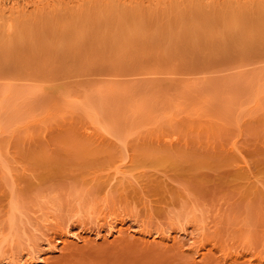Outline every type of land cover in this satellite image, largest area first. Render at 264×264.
Wrapping results in <instances>:
<instances>
[{"label": "rangeland", "instance_id": "1", "mask_svg": "<svg viewBox=\"0 0 264 264\" xmlns=\"http://www.w3.org/2000/svg\"><path fill=\"white\" fill-rule=\"evenodd\" d=\"M42 1L0 0V264H264V0Z\"/></svg>", "mask_w": 264, "mask_h": 264}, {"label": "bare ground", "instance_id": "2", "mask_svg": "<svg viewBox=\"0 0 264 264\" xmlns=\"http://www.w3.org/2000/svg\"><path fill=\"white\" fill-rule=\"evenodd\" d=\"M43 1H44V0H43ZM43 1H42V3H45V2H46V3H48L47 6H50V4H49V1H50V0H49V1L46 0V1H44V2H43ZM47 1H48V2H47ZM52 1L54 2V0H52ZM69 1H70V2H69ZM69 1H68L69 3H75L77 0H69ZM111 1H115V2H118V3H120V4L123 3L122 1H126L125 3H127L128 5L130 4L131 8H140V7H141L140 5H136L137 0H111ZM141 1H142V0H141ZM170 1H171V0H170ZM186 1H187V0H186ZM207 1H210V0H197V2H198V3H201V4L207 3ZM216 1H217V0H216ZM53 2H51V5L53 4ZM55 2L58 3L57 1H55ZM55 2H54V3H55ZM65 2H66V1H65ZM46 3H45V4H46ZM60 3H61V2H59L58 4H56V8H53V9H57V7L62 6V5H61L62 3H61V4H60ZM189 3H196V1H195V0H192V1L189 2ZM23 4H24V3H23ZM142 4H143V3H142ZM0 5H1V4H0ZM43 5H44V4H43ZM54 5H55V4H54ZM1 6H2V8H7V7H6L7 5L5 6L4 4H2ZM3 6H5V7H3ZM25 6H27V4H26V5L24 4V6H22V9H23V7H25ZM19 7H21V6H18V9H19ZM2 8L0 7V15L3 14V16H4V15L6 14V13L4 14V11H6V10H4V9L1 10ZM18 9H17V11H18ZM25 9H26V8H24L23 10H25ZM7 10L9 11V10H11V9H7ZM12 10H13V9H12ZM15 10H16V9H15ZM8 11H6V12H8ZM10 12H11V11H9V13H10ZM20 12L22 13V11H20V10H19L17 13H20ZM9 13H7V14H9ZM4 17H5V16H4ZM116 174H118V172L115 173V175H116ZM115 175H114V176H115ZM112 178H113V177H111L110 179H112ZM113 179H114V178H113ZM173 179H177V180L179 181L181 178L176 177V178H173ZM111 181H112V180H111ZM111 181L109 180L108 185L110 184ZM174 181H175V180H174ZM108 185H107V186H108ZM105 189H106V188H105ZM105 189H103V190H105ZM163 189L166 190L167 188H161V191L157 188V189H155L156 192H155V190L153 189V190L149 191V193H152L151 195L148 194V192H147L148 189H147V191H146L147 195H145L146 193L143 194V192H142V193L139 192V196H140V194H142V197L145 198V196L147 197V196H152V195H153V196L155 197L156 194H157V196H158V195L160 196V195L162 194V196L164 197L163 201H165L166 195H163V192H164V194H167V193L169 194V193H170L169 195H170L171 198L173 199L172 195H173V193H174V192H173L174 190L168 188V190H166V191H167V192H166V191H163ZM158 190H159V191H158ZM169 190H170L172 193H171ZM168 191H169V192H168ZM131 192H132V193L134 192V188H132ZM154 192H155L156 194H155ZM160 192H162V193H160ZM136 193L138 194V192H135L134 194L137 195ZM153 193H154L155 195H154ZM169 195H168V196H169ZM139 196L137 195V197H139ZM159 196H158V197H159ZM163 197H159V201H160V200L162 201V199H160V198H163ZM139 200H142V199H141V196L139 197ZM165 204H166V202H165ZM161 205H162V204H161ZM166 205H167V204H166ZM163 206H165V205L163 204ZM165 207H166V206H165ZM109 227H112V226L109 225ZM69 228H70V227H69ZM112 228H114V226H113ZM146 228H149V227H146ZM146 228H144V231H141V230H140V231H141L140 233H141V234H144V235L147 236V235L150 233V231L147 232L148 230L146 231V230H145ZM64 229H65V228H64ZM150 229H151V228H150ZM242 229H243V228H242ZM67 230H68V229L66 228V232L69 233V234H71V233L69 232V231H71V230H70V229H69V231H67ZM111 230H112V229H111ZM114 230H115V229H114ZM142 230H143V229H142ZM178 230H182V232H183L184 229H183V228H182V229L179 228ZM64 232H65V231H64ZM110 232H111V231H110ZM117 232L120 233L119 230H118ZM236 232H239V231L236 230V231H234L233 233H236ZM240 232H243V230H241ZM65 235H68V234L65 233ZM153 235H154V234H153ZM153 235H152V236H153ZM71 236H75V235H71ZM76 236H78V235H76ZM150 236H151V235H150ZM78 238H79V237H78ZM46 242H47V241H46ZM46 242H45V243H46ZM46 244H47V243H46ZM30 250H31V249H30ZM30 250H29V251H30ZM31 251H33V250H31ZM31 251H30V253H27V255L25 254L26 256H29V259L25 260V262L23 261V264H31V263H33V262H31L30 260H32V259H33V260H36V259H34V257H33V256H35V258H36V254L34 253V254H35V255H34L33 253H31ZM33 252H35V251H33ZM32 254H33V255H32ZM27 258H28V257H27ZM37 259H38V256H37ZM229 259H230L229 261H230L231 263L228 262V264H229V263H230V264H232V263H234V264H238L237 261L234 260L232 256L229 257ZM27 262H30V263H27ZM21 263H22V262H21ZM241 264H242V263H241Z\"/></svg>", "mask_w": 264, "mask_h": 264}]
</instances>
